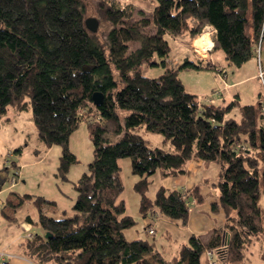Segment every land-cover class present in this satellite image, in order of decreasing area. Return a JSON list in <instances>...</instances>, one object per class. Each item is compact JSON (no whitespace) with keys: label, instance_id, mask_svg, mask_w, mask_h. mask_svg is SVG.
<instances>
[{"label":"trees","instance_id":"trees-1","mask_svg":"<svg viewBox=\"0 0 264 264\" xmlns=\"http://www.w3.org/2000/svg\"><path fill=\"white\" fill-rule=\"evenodd\" d=\"M95 7L108 26L104 32L88 28L86 0H0V118L10 107L31 108L42 144L62 148V180L78 162L70 138L82 122L93 144L88 171L74 182L76 213L41 220L52 236L27 239L33 264H154L147 257L153 243L125 234L137 220L121 197L120 160L130 158L139 177L134 190L143 217L160 213L187 224L190 199L204 201L200 186H160L154 195L150 188L156 172L180 176L194 157L220 166L212 209L223 212L224 222L206 241L192 235L172 264H205L207 249L220 264H251L245 250L264 235V94L258 103L201 100L186 89L180 72L204 67L203 60L170 64L166 36L192 41L211 26L212 51L222 50L228 66L241 67L264 49V0H155L150 15L139 10V16L121 0H96ZM208 60L205 67L215 69ZM144 64L161 65L163 73L147 77ZM96 92L103 95L99 105ZM235 108L240 120L229 116ZM143 128L161 133L175 150L150 147ZM26 199L39 210L55 203L34 194H24L21 203Z\"/></svg>","mask_w":264,"mask_h":264},{"label":"rangeland","instance_id":"rangeland-1","mask_svg":"<svg viewBox=\"0 0 264 264\" xmlns=\"http://www.w3.org/2000/svg\"><path fill=\"white\" fill-rule=\"evenodd\" d=\"M95 1L86 0V17L97 19L99 22L98 29L104 32L108 26L99 19ZM121 1L123 3H132L136 7L137 16H139V10H144L147 15H150L151 10L155 6V0ZM166 37L172 47L168 59L170 64L178 66L184 63L185 59L195 64H200L199 59L202 56H206L205 50L207 49L204 51L198 50V53L196 51L197 47L193 43L190 45V41L186 43L187 39L183 37L176 39L170 36ZM180 40L184 41V45ZM139 45V42L133 44L134 48L139 47ZM193 53L199 54V59ZM202 60H208V56ZM209 61L215 66V69L205 67V61L202 68H190L180 72V77L187 90L193 91L199 98L206 100L207 97L208 101H212L213 96L221 97L223 82L218 77L216 70L223 75L225 74V78L228 81H232L233 76L240 78L256 73L255 77H251L237 86L242 98L241 103H256L259 95L264 94V77L262 78L260 75V72L264 71V49L262 51L258 50L257 55L241 67H229L222 50L212 52ZM163 70L164 68L161 65L150 66L144 64L141 67L142 74L151 78L158 77L163 73ZM207 92H209L208 95L203 94ZM232 116L240 120V109H234ZM6 118H10V122L5 120ZM140 133L143 134L150 147H161L169 152L175 150L171 142L165 141L163 135L159 132L147 131L144 133L141 129ZM21 138H26L27 142L21 140ZM26 143L27 145H25ZM20 145H23V151L18 154L15 150ZM70 149L78 157V162L71 166L67 175L68 180H62L57 175L62 148L60 145H53L49 148L40 143L38 130L32 118V109L29 108L18 112L10 107L7 113L0 118V181L3 179L5 181L3 184L4 191L0 192V247L9 243L12 237L15 236L9 227H5L3 222H9L10 217H16L15 223H12V225L6 223V226H12L17 234L18 232H23L22 222L24 217L34 214L33 203H31L32 205L27 202L22 205L18 204L20 202L19 194H34L54 200V204H46L44 206V210L50 217L65 218L71 217L76 213L73 209L77 197L74 182L88 171V165L93 160V144L85 122H82L72 134ZM207 162L218 167V163L214 161ZM120 166L125 184V191L121 197L127 202V212L138 220L136 227L125 231L126 237L128 239L136 237L146 238L152 243L155 242L147 253V257L154 264H172L173 257L178 253L182 245L189 243L191 232L187 231L185 226H190L188 229L192 227L193 230H197V236L202 240H208L218 223L224 220L221 212L212 209L211 202L216 199V194L219 192V189L214 188L212 183L217 182L219 178L216 177V171L211 168L208 169V173L211 176L209 186L203 189H209L211 192L210 197L212 198L208 203L203 204L196 203L193 199H190V219L187 225H184L181 220H173L175 223L179 222V230L177 226L171 223L162 224L158 217H149L145 220L137 214L135 204L137 193L133 189L132 179H137L138 176L131 171L130 158L121 159ZM17 170L20 173L16 177L17 182L11 185V180L15 177ZM212 195L215 196L213 197ZM11 201L13 202L12 204ZM259 205L264 207L263 191L260 195ZM163 217L165 216L163 215ZM148 222L152 223L151 227L156 230L155 234H149ZM155 225L157 228H155ZM135 230L137 231L135 232ZM245 255V261L248 263L264 264V235H259L258 238L253 239L246 248Z\"/></svg>","mask_w":264,"mask_h":264},{"label":"crops","instance_id":"crops-1","mask_svg":"<svg viewBox=\"0 0 264 264\" xmlns=\"http://www.w3.org/2000/svg\"><path fill=\"white\" fill-rule=\"evenodd\" d=\"M204 32H208L209 35H210V38L213 41V35L215 33V30L211 26H207L205 28ZM204 32H203V34H204ZM183 38L187 39V42L186 43H189V41H190V43H191L190 45H192V43H193V45H195L194 44L195 39L191 41L188 37H183ZM180 42L183 43V45H184V41L180 40ZM212 47H213V45H212ZM205 51H206V56H208V59H210L211 53L214 52V51H212V49L210 50V48H208ZM193 54L195 56H197V58L199 59V54H197V53L196 54L193 53ZM200 59H202V58H200ZM216 72L218 74V77L223 82V84H222L223 85V89H222V91L220 90L221 91V94H220L221 97L217 98V97H214L213 96L212 102H215L216 104H219V105H226L227 103H229L230 101H232L234 99H239L240 102H241V99L242 98H241V94L238 91L237 86L239 84L243 83L245 80H247V79H249L251 77H255L256 76V73H253L252 75L247 76V77H240V78H236V76H233V80L232 81H228L225 78V74L223 75L220 72H218L217 70H216ZM227 78H228V76H227ZM190 92H193V91H190ZM203 94L208 95L209 92L203 93ZM261 98H262L261 95H259L258 100H257L256 103H258V101L260 102ZM200 99L203 100L201 97H200ZM203 101H208L207 97H206V100H203ZM233 112H234V109L229 113V116H232ZM5 120H7L8 122H10V118H6ZM142 132L145 133L147 131H145L144 128H143L142 129ZM142 136H143V134H142ZM21 137H22V135H21ZM38 139H39V137H38ZM21 140H24L25 142H27V139L26 138H21ZM39 141H40V139H39ZM40 143L42 144L41 141H40ZM25 145H27V143ZM18 148H21V152L18 153V154H21L22 151H23V145H20ZM209 168H211L213 171H216V177H218L220 179V166L219 165L217 167V166H214L213 164H211V163H209L207 161H204V160H201V159H198V158H195V157L192 158L189 161V163L187 165V168H186V172L184 174L180 175V176H176V177H163L162 174H161V172L158 171V172H156L152 176V185H151V188H150V195H154L155 192L157 191V189L160 186H164L168 190L181 189V190H185V191H190L193 188H195L196 186H200L201 187V193L204 196V201L202 203H200V204L208 203V201L212 198V197H210L211 196V192H210L209 189H203V188L204 187H208L209 186L208 184H209V182L211 180V176L208 173V169ZM131 171H132V166H131ZM138 178L139 177H137V179H135V178L132 179L133 180V185H132L133 186V189H134V184L138 180ZM155 179H156V183H155ZM218 181L212 183V185H213L214 188H218L219 189V187L217 185ZM4 182H5L4 179L0 181V192L4 191V187H3ZM151 191H152V194H151ZM219 195H220V191L218 192V194H216V197H215L216 199L215 200H212L211 203H213L215 201H218ZM23 196L24 195L19 194L20 202L18 204L19 205H22V204H25V202H27L28 204L30 203V205H32L31 203H33V201L31 199H26V200H24L21 203V200H22ZM212 196L214 197L215 195H212ZM12 203L13 202L11 201V204ZM135 204H136L137 214H139L140 216H142L141 213H140V210H139V207H140V195L138 193H137V196L135 197ZM45 205L46 204H43L42 207H41V210H39L35 206V204L33 203V207H34L33 208V213L34 214L33 215H26L24 217L23 222H22V230H23V232L21 231V232H18L16 234L15 231H14V229L12 228V226H6V223H9L10 225H12V223H15L16 222V217H10L9 218V222H3V223H5V227H9L10 231L15 236L12 237V240L9 241V243H7L6 245H2V247H0V263H3V262H7L8 264H33L34 263L32 261V259H31V257L28 255V252L26 250V241L29 238L28 237V231L26 230V228L28 227L29 230H30V233H32L33 235H37V234H43V235H45L46 231L39 224V222L41 220H44V219H50V218L61 219L62 218V217H58V218L57 217H50V215H47L46 211L44 210V206ZM220 212L222 213V215L224 217L223 212L222 211H220ZM159 214L160 213H157L155 215V217H158V220L161 221L162 224H170L171 223L172 225L177 226V228L179 229V222L178 223L176 222L177 223L176 224L173 221V219L170 220V218H168L166 216L163 217V215H159ZM142 218L146 220L149 217H143L142 216ZM189 219H190V217H189ZM223 222H224V220L220 221L218 223V225H217L216 228H221L223 226ZM155 223H156V221H155ZM137 224H138V220H137ZM137 224H136V226H137ZM147 224H148V230L150 228H153V227H151L152 226V223L148 222ZM184 225H187V224H184ZM188 227H190V226H185V229L187 231L191 232V236L192 235L197 236V230H195V229L193 230L192 227L190 229H188ZM155 228H157L156 225H155ZM136 231L137 230H135V232ZM154 231L156 233V230L155 229H154ZM136 238H139V237H136ZM203 241H206V240H203ZM154 244H155V242H153V246H154ZM12 246H14V247H12Z\"/></svg>","mask_w":264,"mask_h":264},{"label":"built area","instance_id":"built-area-1","mask_svg":"<svg viewBox=\"0 0 264 264\" xmlns=\"http://www.w3.org/2000/svg\"><path fill=\"white\" fill-rule=\"evenodd\" d=\"M211 49H212V47H210V50ZM196 50L198 51V49H196ZM206 58H207V56H202V59H206ZM205 61L207 64V60H203V62H205ZM260 75L263 78L264 77V71H261ZM263 108H264V105H263ZM19 174L20 173L18 171L15 173V177H13L11 180V185H14L17 182L16 177L19 176ZM26 230L28 231V237H32L33 234L30 233V230L28 227L26 228ZM154 233H155V231L153 228L149 229V234H154ZM205 264H220L219 260L216 258V254H215V251L213 249H207L206 250V252H205Z\"/></svg>","mask_w":264,"mask_h":264},{"label":"water","instance_id":"water-1","mask_svg":"<svg viewBox=\"0 0 264 264\" xmlns=\"http://www.w3.org/2000/svg\"><path fill=\"white\" fill-rule=\"evenodd\" d=\"M86 24L88 28L92 31H97L98 30V20L95 18H87ZM95 104L99 105L102 102L103 95L101 92H96L93 96ZM52 236L51 232H46L45 237L49 238Z\"/></svg>","mask_w":264,"mask_h":264},{"label":"bare ground","instance_id":"bare-ground-1","mask_svg":"<svg viewBox=\"0 0 264 264\" xmlns=\"http://www.w3.org/2000/svg\"><path fill=\"white\" fill-rule=\"evenodd\" d=\"M194 44L198 50H205L212 47L213 41L210 38L209 33L205 32L194 41Z\"/></svg>","mask_w":264,"mask_h":264}]
</instances>
